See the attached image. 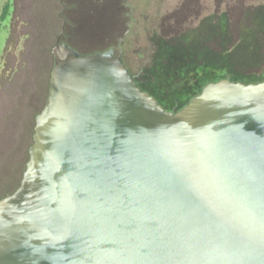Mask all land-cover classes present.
<instances>
[{
	"label": "water",
	"instance_id": "water-1",
	"mask_svg": "<svg viewBox=\"0 0 264 264\" xmlns=\"http://www.w3.org/2000/svg\"><path fill=\"white\" fill-rule=\"evenodd\" d=\"M0 264H264V80L207 84L178 111L122 53L61 38Z\"/></svg>",
	"mask_w": 264,
	"mask_h": 264
},
{
	"label": "rangeland",
	"instance_id": "rangeland-1",
	"mask_svg": "<svg viewBox=\"0 0 264 264\" xmlns=\"http://www.w3.org/2000/svg\"><path fill=\"white\" fill-rule=\"evenodd\" d=\"M69 1H76L69 12L83 16L95 0ZM188 1L128 0L131 28L116 51L170 110L221 76L264 78V0H190L181 35L174 45L166 43L164 26L176 24L164 18ZM61 5V0H0V195L18 186L30 157L54 66L55 38L47 28Z\"/></svg>",
	"mask_w": 264,
	"mask_h": 264
},
{
	"label": "trees",
	"instance_id": "trees-1",
	"mask_svg": "<svg viewBox=\"0 0 264 264\" xmlns=\"http://www.w3.org/2000/svg\"><path fill=\"white\" fill-rule=\"evenodd\" d=\"M189 1L184 3L181 9L169 14L164 18V22L173 19L175 20L174 23L176 24V26L175 25L166 26V27L164 26L163 38L166 43L174 45L175 42L177 41V37L181 35V33H179L180 32L179 27L180 25H182V21L184 20L183 17L185 15L186 5L189 3ZM61 2H62L61 6L64 10L55 17L57 18V20L53 22L51 25L49 24V27L47 28L50 36L55 38V46L57 44V39L59 35L62 33L63 28L65 26V31L61 38L62 43H66L70 45L72 48L76 49L82 54L102 52L113 48L116 51H118L117 50L118 48L121 49L122 42L124 41L125 37L129 33L131 28L130 24L132 20V16H131L132 11L130 6L127 5L128 0H105V1L103 0V2H101L100 0H95L91 3L94 5V7H92V9H89L87 15H83V16L76 11L69 12L68 10L70 6L72 7L75 5L76 1H73L72 3L69 0H61ZM240 10H242V8H240ZM44 53L46 54L44 56V59L46 58L45 60L46 62L48 57V52L45 50ZM134 77L135 80L138 82L139 86L144 91L149 92L161 103L159 98L150 89L146 88L136 76ZM222 79H229L231 81H237V82L241 81L244 83L261 82L264 80V78L263 79L259 78L253 81H247L245 80V78H241V77L233 78L230 75H224L215 80L205 82L202 86V89L207 84L212 82H217ZM201 91H199L197 94H199ZM195 95H193L180 108L171 111L180 110L186 104H188L189 101ZM164 107L170 110L167 106L164 105ZM19 185L20 183L18 184V186ZM18 186H16V188ZM16 188L15 187L10 188L7 192L0 195V199L3 198L8 193L14 191Z\"/></svg>",
	"mask_w": 264,
	"mask_h": 264
},
{
	"label": "flooded vegetation",
	"instance_id": "flooded-vegetation-1",
	"mask_svg": "<svg viewBox=\"0 0 264 264\" xmlns=\"http://www.w3.org/2000/svg\"><path fill=\"white\" fill-rule=\"evenodd\" d=\"M63 10H64V9L61 8V9H60V12H62ZM130 71H131V70H130ZM132 74H133V73H132ZM133 75H134V74H133ZM134 76H135V75H134ZM163 106H164V105H163ZM17 188H18V187H17ZM17 188H16V189H17ZM16 189H15V190H16ZM15 190H14V191H15ZM14 191H12V192H14ZM12 192H10V193H12ZM8 194H9V193H8ZM8 194H7V195H8ZM5 196H6V195H5ZM5 196H4V197H5Z\"/></svg>",
	"mask_w": 264,
	"mask_h": 264
},
{
	"label": "crops",
	"instance_id": "crops-1",
	"mask_svg": "<svg viewBox=\"0 0 264 264\" xmlns=\"http://www.w3.org/2000/svg\"><path fill=\"white\" fill-rule=\"evenodd\" d=\"M57 15H59V13Z\"/></svg>",
	"mask_w": 264,
	"mask_h": 264
}]
</instances>
